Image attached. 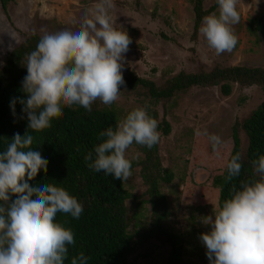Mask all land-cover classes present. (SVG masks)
Listing matches in <instances>:
<instances>
[{
    "label": "clouds",
    "instance_id": "9594fccd",
    "mask_svg": "<svg viewBox=\"0 0 264 264\" xmlns=\"http://www.w3.org/2000/svg\"><path fill=\"white\" fill-rule=\"evenodd\" d=\"M216 2L218 15L203 17L200 33L208 47L222 55L238 43L233 26L240 22L239 0ZM111 7L110 0H98L92 16H86L78 30L45 32L36 49L26 55L22 91L27 98L19 102L32 132L50 128L64 108L78 105L91 111L97 100L110 107L120 99L124 54L132 40L113 26ZM158 124L147 105L133 109L114 128L99 133L101 142L84 156L87 167L127 182L136 159L127 157L128 150L134 144L149 149L158 144ZM197 135L207 136L213 151L220 154L224 141L219 135L207 130ZM33 140L32 134L16 133L0 152V264H65L68 246L76 243L72 228L58 222L57 215L79 219L83 204L56 184L30 186L28 181L41 169L47 173L49 163L33 150ZM241 161L240 153L231 156L226 183L240 177ZM252 167L254 175L233 184L230 198L202 220L210 226L199 237L209 264H264V155L254 159ZM90 259L81 251L70 264H88Z\"/></svg>",
    "mask_w": 264,
    "mask_h": 264
},
{
    "label": "rangeland",
    "instance_id": "374dc122",
    "mask_svg": "<svg viewBox=\"0 0 264 264\" xmlns=\"http://www.w3.org/2000/svg\"><path fill=\"white\" fill-rule=\"evenodd\" d=\"M215 1L203 0V7L209 8ZM110 2L113 26L125 31L132 40L129 51L124 54L122 75L133 73L162 84L181 70L196 72L231 65L264 68V39H256L247 30L250 20L264 15V0H239L240 22L233 26L238 43L231 53L222 55H216L208 47L200 28L194 34L192 0ZM97 3L98 0H13L7 6V14L0 6V67L8 52L28 34L42 36L45 32L76 31L86 16H92ZM120 91V99L106 106L117 113L119 121L133 109L151 104L157 112V120L161 122L164 118L169 122L170 133L163 135L159 131L158 143L162 166L173 172L172 181L160 185L169 206L165 226L183 238V264H209L199 237L210 231V226L202 223L204 217L219 209L218 190L212 185V177L226 166L235 125H238L236 132L241 150L246 148L247 137L240 124L264 100V93L258 87L239 84H233L228 96L218 87H192L170 100L154 102L141 92ZM204 130L223 139L219 155L213 151L207 136L197 135ZM133 156L136 157L133 162L143 157L135 144L127 152L130 160ZM132 173L125 182L127 190L133 194L126 203L133 218L130 230L136 234L130 260L134 264H163L169 253L167 245L154 239L140 243L138 235L148 222L151 209L149 203L139 210L134 208L136 201L146 198V186L139 166H134Z\"/></svg>",
    "mask_w": 264,
    "mask_h": 264
},
{
    "label": "trees",
    "instance_id": "16d2710c",
    "mask_svg": "<svg viewBox=\"0 0 264 264\" xmlns=\"http://www.w3.org/2000/svg\"><path fill=\"white\" fill-rule=\"evenodd\" d=\"M13 0H0L2 11L7 14V6ZM194 13L193 30L196 34L203 17L215 12L218 15L219 5L215 1L209 8L203 7V0H192ZM247 30L256 39H264V15L249 21ZM40 35L31 33L7 54L0 67V152L6 150L13 136L19 133L21 137L32 134V148L39 151L48 160L47 173L41 169L31 181L30 186L37 187L44 183H52L63 187L83 204L84 212L79 219L70 215L58 214L57 221L74 231L75 245H69V259L83 251L91 259L88 264H134L130 256L134 251L133 234L130 230L133 218L129 214L127 201L133 198L125 182L94 172L87 167L84 156L94 150L101 140L99 133L109 127H115L119 122L117 113L95 101L91 111L82 106L74 105L64 108L63 116L52 120V126L40 132H32L28 128L27 115L22 112L20 99H26L22 91V82L27 75L25 57L36 49ZM125 85L120 89L141 92L149 99L156 101L170 100L177 93L192 87H218L219 91L228 96L233 84L243 87L255 86L264 93V68L242 65L214 66L210 70L200 69L196 72L181 70L176 75L166 79L162 84L139 77L133 73L123 75ZM15 102L14 109L12 102ZM149 115L157 119V112L151 104L147 105ZM158 131L163 135L170 133V124L163 118L158 121ZM234 127L233 147L227 163L232 155L240 153L242 157V172L240 177L226 183V166L224 170L212 177V185L218 190V208L230 198V188L239 185L241 180L254 175L252 161L264 155V100L242 120L240 127L247 137L246 148L242 151L240 139ZM143 157L134 166L140 167V174L146 186L144 196L134 203L139 210L145 203L150 204V217L143 225V231L138 235L140 243L154 239L169 247V253L163 264L182 263L183 238L173 229L165 226L169 216V206L166 197L160 191V185L168 184L173 179L170 168L162 166L158 154V144L151 149L136 145ZM257 179L259 177H256ZM16 197L13 196L14 200ZM33 196L32 199H36ZM138 199V198H137ZM138 217V216H137ZM141 217V216H140ZM138 217V218H140ZM136 219V218H135ZM133 225L137 227V223Z\"/></svg>",
    "mask_w": 264,
    "mask_h": 264
}]
</instances>
